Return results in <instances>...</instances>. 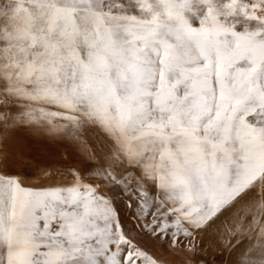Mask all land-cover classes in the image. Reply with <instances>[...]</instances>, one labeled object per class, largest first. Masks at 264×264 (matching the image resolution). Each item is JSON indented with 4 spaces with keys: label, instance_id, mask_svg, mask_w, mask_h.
Wrapping results in <instances>:
<instances>
[{
    "label": "snow or ice",
    "instance_id": "snow-or-ice-1",
    "mask_svg": "<svg viewBox=\"0 0 264 264\" xmlns=\"http://www.w3.org/2000/svg\"><path fill=\"white\" fill-rule=\"evenodd\" d=\"M0 264H264V0H0Z\"/></svg>",
    "mask_w": 264,
    "mask_h": 264
},
{
    "label": "rangeland",
    "instance_id": "rangeland-1",
    "mask_svg": "<svg viewBox=\"0 0 264 264\" xmlns=\"http://www.w3.org/2000/svg\"><path fill=\"white\" fill-rule=\"evenodd\" d=\"M14 143L16 148L25 154L23 157H17V163H23L25 166L33 162L39 163L41 160H52L56 151V146L46 141L37 143L34 139L26 140L19 135L14 136ZM73 164L79 167L78 161H73Z\"/></svg>",
    "mask_w": 264,
    "mask_h": 264
}]
</instances>
